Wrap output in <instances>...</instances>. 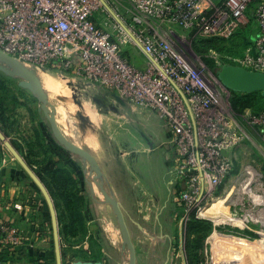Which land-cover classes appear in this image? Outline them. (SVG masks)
Segmentation results:
<instances>
[{
  "label": "built area",
  "instance_id": "2783aa9c",
  "mask_svg": "<svg viewBox=\"0 0 264 264\" xmlns=\"http://www.w3.org/2000/svg\"><path fill=\"white\" fill-rule=\"evenodd\" d=\"M125 2L122 11L118 0H0V48L38 71L41 79L59 67L157 111L169 128L172 162L184 185L179 203L200 212L232 171L233 153L247 134L233 117L202 121L213 93L195 79L196 70L157 26L171 23L197 39L229 40L252 22L256 36L229 62L264 72V0ZM128 51H139L144 66ZM245 116L264 133V110H249ZM23 238L15 225L0 219V254L20 246Z\"/></svg>",
  "mask_w": 264,
  "mask_h": 264
},
{
  "label": "crops",
  "instance_id": "0c3cea01",
  "mask_svg": "<svg viewBox=\"0 0 264 264\" xmlns=\"http://www.w3.org/2000/svg\"><path fill=\"white\" fill-rule=\"evenodd\" d=\"M134 52L135 62L144 66V56L137 55L139 51ZM61 71L58 67L53 73ZM84 83L91 97L89 111L82 115L80 124L76 123L79 129L71 130L70 121L63 118L64 125L61 124L60 109L50 99L57 110V123L69 139L89 150L99 162L106 187L121 202L138 264H166L164 252L170 245L171 219L180 193L178 172L172 162L175 149L169 142V128L157 111L132 103L114 90ZM48 86L53 91L50 83ZM42 114L35 112L39 121L33 123L30 120L29 123L34 125L30 124V129L24 128L25 133L40 126L48 138V165L67 166L75 172L83 187L86 186V216L90 231L102 239L105 256L101 261L104 264H125L116 215L109 204L97 200L103 198L99 188L89 187L86 163L50 139ZM20 121L22 126L26 124L25 120ZM12 183L15 189L0 180V219L17 223L24 238L12 252L0 254V264H52L50 243L54 233L49 226L50 213L41 199L34 198L38 192L35 187L22 182ZM36 218L42 221L35 223Z\"/></svg>",
  "mask_w": 264,
  "mask_h": 264
},
{
  "label": "rangeland",
  "instance_id": "374dc122",
  "mask_svg": "<svg viewBox=\"0 0 264 264\" xmlns=\"http://www.w3.org/2000/svg\"><path fill=\"white\" fill-rule=\"evenodd\" d=\"M118 2L120 9L123 11L122 5H126L125 0H118ZM131 17L132 14L129 13L128 18ZM157 27L160 35L167 37L171 41L175 52L191 68L196 70L195 79L199 77L213 93L211 108L200 115L204 117L202 121L205 118H219L220 115L233 117L245 129L247 134L242 145L233 153L232 171L215 189L212 200L206 202L203 210L200 212L197 210L189 211L184 203H178L171 219L170 245L164 252L166 264H264V201L256 203L258 201L254 200L255 194L261 195L264 193V133L259 128H253L245 116L246 111L257 109L261 106L264 107V100L257 97L255 100L252 99L251 105L244 108L241 106L235 108L233 106L238 96L227 89L215 73L216 66L230 63L228 49L231 48L226 44L217 43V47L205 46L202 48L193 33L178 25L165 23L159 24ZM253 27L251 22L247 27L240 29L239 33L244 35V38L250 37ZM241 47V44L239 48L233 46L232 52L241 53L243 50ZM134 53L129 52L132 59L134 58ZM137 55L142 57L140 52ZM55 72H51L50 75H44L42 83L44 86H48L49 83L53 86V91H48V94L50 99L60 109L59 119L61 124L64 125L63 119L69 120L71 130L79 129L76 123L80 124L82 115L85 111H89L91 92L76 74L65 70L58 73ZM0 77L4 81V84L0 86V95L11 101L13 96L19 99L21 102V105L18 106L19 117L26 121V124H23L24 126L22 127L23 129H30V124L34 125V122L39 121L35 117V112H41L39 110V101L28 89L19 85L20 78L8 76L1 70ZM12 109H15V107ZM41 117L49 128L50 125L46 116ZM30 120L33 123H29ZM51 133L49 132L50 139L58 143L55 137L50 135ZM6 137V140L11 141L10 137ZM0 148L3 154L0 160V180L3 181V184L5 185L6 183L8 187L11 185L12 189H15L12 182L17 184L22 182L29 187H35L38 192L34 198L41 199L45 208L48 209V213H50L48 203L41 189L2 139H0ZM86 165L88 166V164ZM250 176H252V180H250V184L247 187L248 190H244L242 186H244ZM86 179L87 181H92V178L88 175ZM80 185L83 195L87 198L86 186L83 187L81 183ZM93 186L96 187L97 185L93 182ZM183 186L182 184L181 186L179 185L180 191ZM250 194L253 196H250ZM221 200H224L223 205L218 207L217 213H205L207 206H210V204L212 206L216 205ZM49 216V226L53 229L51 214ZM228 216L237 218L241 224L237 226L231 223L226 219ZM37 221H42V219L36 218L35 223ZM12 224L21 230L17 223L13 222ZM58 230L60 235L59 220ZM70 241V243H65L66 248L64 253H62L64 264H70L71 261L78 260L79 257L95 260L98 257L105 256L102 239L96 233L91 232V235L84 242L79 243L81 241L79 237ZM248 243L253 246L248 247ZM50 244L53 255L52 264H57L53 234ZM125 253V264H129V252L124 251V255ZM118 260L120 261V259Z\"/></svg>",
  "mask_w": 264,
  "mask_h": 264
},
{
  "label": "trees",
  "instance_id": "16d2710c",
  "mask_svg": "<svg viewBox=\"0 0 264 264\" xmlns=\"http://www.w3.org/2000/svg\"><path fill=\"white\" fill-rule=\"evenodd\" d=\"M253 26L252 33L247 38H244V35L238 31L229 40L207 38L198 39L197 41L202 48L205 46L217 47V43L226 44L231 48L228 49L230 56H239L242 55L244 49L253 40L257 30L255 24ZM240 44L242 45L241 48H243L242 52H232L233 46L239 48ZM219 68L220 66L215 67L216 74ZM3 82V79L0 77V86L4 84ZM230 91L238 96V99L233 104L235 108L249 106L257 97L264 100V96L260 92L241 93L233 90ZM19 105H21V102L16 96H13L11 101L0 95V129H2L6 136L10 137L14 147L24 157L48 189L57 210L60 224L61 247L62 253H64L66 248L65 243H70V240L76 237H79L81 240L79 243L84 242L91 235L86 216L87 201L85 195H83L80 181L76 178L73 170L67 166H58L57 163L53 167L48 165L50 161L49 145L44 130L40 126H35L31 133H25L19 117ZM13 107L15 109H12ZM251 110L259 112L264 110V107L261 106L260 108ZM48 132L51 133L50 127L48 128ZM50 135L53 136L52 133ZM2 155L0 148V160L2 159ZM78 260L90 259L79 257ZM96 260L101 261L103 257H98ZM50 262L53 263V260H50Z\"/></svg>",
  "mask_w": 264,
  "mask_h": 264
},
{
  "label": "water",
  "instance_id": "95a60500",
  "mask_svg": "<svg viewBox=\"0 0 264 264\" xmlns=\"http://www.w3.org/2000/svg\"><path fill=\"white\" fill-rule=\"evenodd\" d=\"M0 62H2L0 63V70L8 76L20 78L19 85L25 89H28L39 101V110L46 116L52 134L57 142L69 152L78 155L84 163L88 164L89 167L87 175L92 178V181L88 180L90 187L93 189V182L97 185L103 196L102 199L97 200L99 202L109 204L116 215L123 240L122 248L125 252H129V264H138L137 251L121 202L106 187L104 173L94 155L86 148L69 139L62 132L57 123L56 107L53 103H51L48 90L44 87L38 71L27 67L15 57L7 54L1 48ZM217 77L220 82L229 90L238 91L241 93L260 92L264 96V72L262 71H255L239 65L224 63L220 66L217 72ZM6 138V135L0 129V139L5 141V144L11 153L21 163L23 168L39 186L45 196L52 218L56 261L57 264H64L58 230L57 213L53 199L40 177L26 162L24 157L17 151L12 142L6 140ZM92 194L94 195V192ZM124 256L126 258V253ZM70 264H104V262L99 260H73L70 262Z\"/></svg>",
  "mask_w": 264,
  "mask_h": 264
},
{
  "label": "bare ground",
  "instance_id": "6f19581e",
  "mask_svg": "<svg viewBox=\"0 0 264 264\" xmlns=\"http://www.w3.org/2000/svg\"><path fill=\"white\" fill-rule=\"evenodd\" d=\"M0 63H2V62H0ZM48 91H50V88H49V86H44ZM68 88H69V86H68ZM73 92V91H72ZM251 170V169H250ZM253 172V171H252ZM252 172H250L251 174H252ZM250 180H252V176H250V178H248L247 179V181L244 183V186H242L243 187V189L244 190H248V185L250 184ZM257 180V179H256ZM254 181H255V179H254ZM259 188V187H258ZM257 188V189H258ZM262 189V188H261ZM259 191V190H258ZM264 194V193H263ZM263 194H255L254 195V200H256V201H258V202H256V203H259V202H262V201H264V195ZM250 196H253V195H251L250 194ZM253 198V197H252ZM223 201L224 200H221V201H219V203L218 204H216V205H211L210 204V206H207L206 208H205V210H206V214H211V213H217V211H218V207L219 206H221V205H223L222 203H223ZM261 204V203H260ZM251 216H252V214H251ZM221 218V217H220ZM219 218V219H220ZM228 221H230L231 223H233V224H236L237 226H238V224H241V222L237 219V218H235V217H231V216H228L227 218H226ZM246 219H247V217H246ZM261 219V218H260ZM226 220V221H227ZM248 220V219H247ZM255 220H257V219H255ZM217 221H218V219H217ZM244 221V220H243ZM229 222V223H230ZM247 246L248 247H252L253 245L252 244H247ZM262 259V258H261ZM263 261V260H262ZM258 264V263H257Z\"/></svg>",
  "mask_w": 264,
  "mask_h": 264
}]
</instances>
